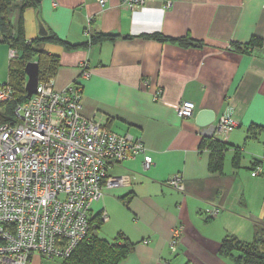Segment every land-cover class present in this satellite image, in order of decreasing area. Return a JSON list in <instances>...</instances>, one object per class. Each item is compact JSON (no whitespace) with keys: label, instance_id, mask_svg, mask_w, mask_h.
<instances>
[{"label":"crops","instance_id":"crops-1","mask_svg":"<svg viewBox=\"0 0 264 264\" xmlns=\"http://www.w3.org/2000/svg\"><path fill=\"white\" fill-rule=\"evenodd\" d=\"M39 22L71 45L88 42L95 32L116 37L87 49L50 43L42 49L60 59L54 89L78 81L83 114L115 134L140 139L153 159L146 172L140 157L112 167L108 176L129 175L132 183L104 187L89 213L102 223L99 239L112 242L123 233L136 243L119 264H232L218 256L225 238H264V0H151L134 11L122 0L104 6L97 0H42L24 13L28 41L40 37ZM155 33L203 44L182 48L146 36ZM252 39L261 44L242 54L232 49ZM83 65L86 78H80ZM182 101L194 103L193 119L178 116ZM201 110L213 112L214 123L224 114L238 123L216 137L227 144L221 173L209 170L211 154L200 147L194 119ZM236 148L238 168L232 166ZM254 162L262 167L259 176L250 173ZM175 176L184 191L167 184ZM212 207L219 214L208 219L204 212ZM174 228L175 254L169 249ZM34 258L40 259L34 255L29 264Z\"/></svg>","mask_w":264,"mask_h":264},{"label":"built area","instance_id":"built-area-1","mask_svg":"<svg viewBox=\"0 0 264 264\" xmlns=\"http://www.w3.org/2000/svg\"><path fill=\"white\" fill-rule=\"evenodd\" d=\"M104 6L107 0H97ZM151 0H122L130 10L144 8ZM17 54L9 50L8 59ZM8 60V61H9ZM88 77L83 65L80 78ZM12 97L10 86L0 83V104ZM194 103L182 101L177 114L194 118ZM238 125L224 114L208 128H198L202 139L216 140ZM141 158L144 172L153 159L140 139L111 132L94 116L82 111L78 81L56 90L53 79L39 83L36 92L17 104L14 122L0 126V264H28L37 255L46 260H65L86 238L89 213L103 195L104 187H129V175L108 176V171L125 161ZM262 172L260 165L250 170ZM167 184L184 191L182 179ZM208 219L219 214L212 207ZM179 229L169 242L171 253L179 245Z\"/></svg>","mask_w":264,"mask_h":264},{"label":"trees","instance_id":"trees-1","mask_svg":"<svg viewBox=\"0 0 264 264\" xmlns=\"http://www.w3.org/2000/svg\"><path fill=\"white\" fill-rule=\"evenodd\" d=\"M42 0H0V44L7 46L8 50H14L17 58L8 61L7 82L12 91L9 101L0 104V126L14 122V110L17 104L26 102L25 66L29 62L38 65V82L42 83L53 79L60 66L59 56L48 54L42 49L44 43L59 44L66 50L87 49L106 41H114L116 37L95 32L88 42L71 45L63 42L47 32L45 37H36L27 40L24 27V13L28 9H38ZM15 13H14V12ZM160 43H173L182 48H201L202 42L194 41L188 36L172 39L160 34L146 35ZM261 44L257 39H252L248 45L242 48L233 45L232 49L237 53H245L251 46ZM256 127H250L248 133L253 135ZM260 130V128H258ZM201 148L210 152L209 170L221 173L224 164V152L227 144L221 141L202 139ZM241 158L239 149H234L232 166L238 168ZM260 165L254 162V165ZM252 166V167H253ZM97 217V216H96ZM102 225L100 219H89V230L86 238L78 245L69 258L62 260V264H119L134 251L136 243L130 241L123 233H117L108 242L96 236L97 230ZM263 233V230L261 231ZM264 234V233H263ZM261 234L251 243H243L236 238L227 237L221 243L218 256L229 259L232 264H264V238Z\"/></svg>","mask_w":264,"mask_h":264},{"label":"water","instance_id":"water-1","mask_svg":"<svg viewBox=\"0 0 264 264\" xmlns=\"http://www.w3.org/2000/svg\"><path fill=\"white\" fill-rule=\"evenodd\" d=\"M38 35L45 37L47 31L42 23H38ZM27 81L25 84L26 97L29 99L35 92L38 85V65L36 62H29L25 66ZM195 125L198 128H208L214 124V113L209 110H201L195 116Z\"/></svg>","mask_w":264,"mask_h":264},{"label":"rangeland","instance_id":"rangeland-1","mask_svg":"<svg viewBox=\"0 0 264 264\" xmlns=\"http://www.w3.org/2000/svg\"><path fill=\"white\" fill-rule=\"evenodd\" d=\"M32 29H33V27L31 28V31H32ZM29 34H30V30H29ZM35 34H36V32H35ZM28 37H30V36H28ZM35 38H36V35L33 37V39H35ZM8 53H9V50H8L7 46L0 44V83L7 82L8 60H9L8 59ZM263 233H264V230H263ZM32 264H62V260H59V259L46 260L43 258H40V259L34 258Z\"/></svg>","mask_w":264,"mask_h":264}]
</instances>
